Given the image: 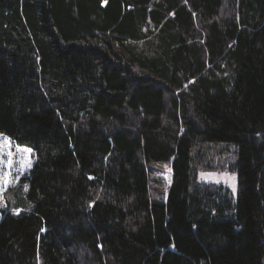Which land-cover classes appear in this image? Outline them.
Masks as SVG:
<instances>
[{"label": "trees", "instance_id": "trees-1", "mask_svg": "<svg viewBox=\"0 0 264 264\" xmlns=\"http://www.w3.org/2000/svg\"><path fill=\"white\" fill-rule=\"evenodd\" d=\"M0 137V264H264V0H0Z\"/></svg>", "mask_w": 264, "mask_h": 264}, {"label": "rangeland", "instance_id": "rangeland-1", "mask_svg": "<svg viewBox=\"0 0 264 264\" xmlns=\"http://www.w3.org/2000/svg\"><path fill=\"white\" fill-rule=\"evenodd\" d=\"M232 147L225 144H207L205 149L198 151L199 155H202L203 160H196V177L198 181L203 183H211L221 185L228 189L233 195L237 192V176L236 173L229 169V163L233 159ZM196 152V148L193 153ZM170 168L169 164L162 163L157 164L152 173L154 179H160L156 182L155 188L159 190V193L167 192L170 181L167 179V169ZM202 173L205 174L202 176ZM235 177V191H233V181L231 177ZM155 183V182H154ZM28 185L26 183H20L13 189L6 190L5 197L12 212H15L17 208L22 207V195L23 199Z\"/></svg>", "mask_w": 264, "mask_h": 264}, {"label": "snow or ice", "instance_id": "snow-or-ice-1", "mask_svg": "<svg viewBox=\"0 0 264 264\" xmlns=\"http://www.w3.org/2000/svg\"><path fill=\"white\" fill-rule=\"evenodd\" d=\"M11 148V142L9 141V139L7 137H0V157H2V154L4 153L5 149H10ZM17 152H25V153H30L31 150L30 149H20L19 147H17ZM7 155L9 156V161L8 164L9 166H11L12 160L11 157L13 155V153L9 150L7 151ZM205 174L202 173V176H204ZM233 184H232V188L233 191H235V177H231Z\"/></svg>", "mask_w": 264, "mask_h": 264}, {"label": "bare ground", "instance_id": "bare-ground-1", "mask_svg": "<svg viewBox=\"0 0 264 264\" xmlns=\"http://www.w3.org/2000/svg\"><path fill=\"white\" fill-rule=\"evenodd\" d=\"M166 169H167V175H166V177H167V179L169 181H171V178H172V170H171V168H169L167 166H166Z\"/></svg>", "mask_w": 264, "mask_h": 264}]
</instances>
